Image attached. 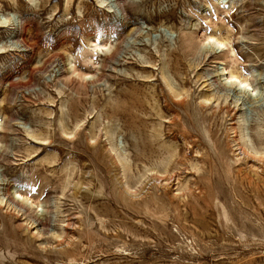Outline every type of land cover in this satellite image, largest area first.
<instances>
[{
	"label": "rangeland",
	"instance_id": "rangeland-1",
	"mask_svg": "<svg viewBox=\"0 0 264 264\" xmlns=\"http://www.w3.org/2000/svg\"><path fill=\"white\" fill-rule=\"evenodd\" d=\"M253 143L264 0H0V264H264Z\"/></svg>",
	"mask_w": 264,
	"mask_h": 264
},
{
	"label": "bare ground",
	"instance_id": "bare-ground-1",
	"mask_svg": "<svg viewBox=\"0 0 264 264\" xmlns=\"http://www.w3.org/2000/svg\"><path fill=\"white\" fill-rule=\"evenodd\" d=\"M4 24H5V22H4ZM212 38V37H211ZM213 39V38H212ZM214 40V41H213ZM213 40H209V41H211V42H214L217 46H219V47H221V46H223L222 44H224V43H222V42H219V41H217V40H215V39H213ZM230 78L232 79V80H234V82L235 81H237V78L236 77H233V76H230ZM238 84L240 85V86H244V85H246V86H248L245 82H238ZM237 91H239V89H236V90H234V92H237ZM258 141L260 140V137H258V139H257ZM247 149H248V151L251 153V154H253V155H258V154H262V155H264V153H262L263 151H258L257 150V148L255 147V144L253 143V144H251V145H247ZM238 150V149H237ZM239 151V150H238ZM259 157H262L263 158V156H259ZM251 170H254L253 168H254V166L253 165H251L250 167H249ZM37 226H40V224H35V226L32 228V230H33V233H32V235H36L37 234V229H36V227ZM63 227V226H62ZM61 245V244H60Z\"/></svg>",
	"mask_w": 264,
	"mask_h": 264
}]
</instances>
